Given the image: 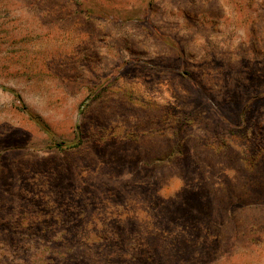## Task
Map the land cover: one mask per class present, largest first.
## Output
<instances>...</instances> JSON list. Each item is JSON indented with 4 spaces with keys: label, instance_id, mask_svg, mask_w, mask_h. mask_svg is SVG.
I'll list each match as a JSON object with an SVG mask.
<instances>
[{
    "label": "rangeland",
    "instance_id": "1",
    "mask_svg": "<svg viewBox=\"0 0 264 264\" xmlns=\"http://www.w3.org/2000/svg\"><path fill=\"white\" fill-rule=\"evenodd\" d=\"M0 119V264H264V0H0Z\"/></svg>",
    "mask_w": 264,
    "mask_h": 264
},
{
    "label": "trees",
    "instance_id": "2",
    "mask_svg": "<svg viewBox=\"0 0 264 264\" xmlns=\"http://www.w3.org/2000/svg\"><path fill=\"white\" fill-rule=\"evenodd\" d=\"M29 120H31V122H33V123H36V125L38 126L40 123H39V119H29ZM55 147L57 148V147H60L61 149H70V148H73L74 146L73 145H69V146H66V147H61L60 145H58V144H55Z\"/></svg>",
    "mask_w": 264,
    "mask_h": 264
},
{
    "label": "crops",
    "instance_id": "3",
    "mask_svg": "<svg viewBox=\"0 0 264 264\" xmlns=\"http://www.w3.org/2000/svg\"><path fill=\"white\" fill-rule=\"evenodd\" d=\"M1 90L6 91V90L3 89V88H1ZM3 121H4V120L1 121V119H0V123H1V124L3 123ZM0 148L3 149L2 147H0ZM6 148H7V146H6ZM1 149H0V157H2V154H3V153L1 152ZM0 166H1V163H0Z\"/></svg>",
    "mask_w": 264,
    "mask_h": 264
}]
</instances>
